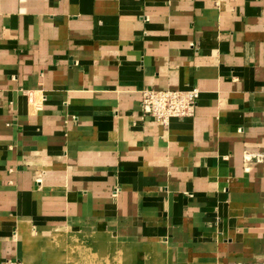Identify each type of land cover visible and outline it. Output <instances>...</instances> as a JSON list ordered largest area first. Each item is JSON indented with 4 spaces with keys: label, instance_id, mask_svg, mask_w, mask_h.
I'll use <instances>...</instances> for the list:
<instances>
[{
    "label": "crops",
    "instance_id": "0c3cea01",
    "mask_svg": "<svg viewBox=\"0 0 264 264\" xmlns=\"http://www.w3.org/2000/svg\"><path fill=\"white\" fill-rule=\"evenodd\" d=\"M147 88L200 89L195 115L157 124ZM263 154L264 0H0V264L67 226L264 264Z\"/></svg>",
    "mask_w": 264,
    "mask_h": 264
},
{
    "label": "rangeland",
    "instance_id": "374dc122",
    "mask_svg": "<svg viewBox=\"0 0 264 264\" xmlns=\"http://www.w3.org/2000/svg\"><path fill=\"white\" fill-rule=\"evenodd\" d=\"M23 240V253L19 264L143 263L141 254L125 252L128 242L108 235L85 234L73 226L60 227L44 235L30 232V237ZM97 240L99 241L96 242ZM149 260L150 258L146 259ZM161 260L154 258V263L151 264L165 262Z\"/></svg>",
    "mask_w": 264,
    "mask_h": 264
},
{
    "label": "built area",
    "instance_id": "2783aa9c",
    "mask_svg": "<svg viewBox=\"0 0 264 264\" xmlns=\"http://www.w3.org/2000/svg\"><path fill=\"white\" fill-rule=\"evenodd\" d=\"M200 95L201 91L198 88L189 90L147 88L141 91V109L145 116L167 127L172 119L192 118L199 104ZM247 159L252 158L249 156ZM257 159L264 160V154L259 155Z\"/></svg>",
    "mask_w": 264,
    "mask_h": 264
},
{
    "label": "bare ground",
    "instance_id": "6f19581e",
    "mask_svg": "<svg viewBox=\"0 0 264 264\" xmlns=\"http://www.w3.org/2000/svg\"><path fill=\"white\" fill-rule=\"evenodd\" d=\"M100 240H101V239H100ZM98 241H99V240H97L96 242H98ZM101 241H102V240H101ZM101 241H100V242H101Z\"/></svg>",
    "mask_w": 264,
    "mask_h": 264
}]
</instances>
